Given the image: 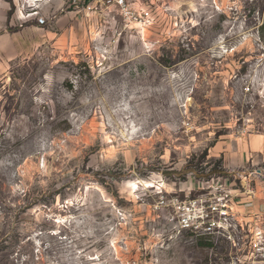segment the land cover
Instances as JSON below:
<instances>
[{
	"label": "rangeland",
	"instance_id": "374dc122",
	"mask_svg": "<svg viewBox=\"0 0 264 264\" xmlns=\"http://www.w3.org/2000/svg\"><path fill=\"white\" fill-rule=\"evenodd\" d=\"M142 2L0 0V264H264V0Z\"/></svg>",
	"mask_w": 264,
	"mask_h": 264
},
{
	"label": "built area",
	"instance_id": "2783aa9c",
	"mask_svg": "<svg viewBox=\"0 0 264 264\" xmlns=\"http://www.w3.org/2000/svg\"><path fill=\"white\" fill-rule=\"evenodd\" d=\"M75 3L80 0H73ZM143 1V0H142ZM141 0H102L100 3L105 6V8L109 11H117L125 22L127 27H130L133 23H137L141 26L142 30L149 28L151 25L155 23L156 17L152 6L147 5ZM151 3V2H150ZM154 5V3H151ZM199 199L190 201V204L193 207H196ZM187 209L189 205H186ZM225 208V209H223ZM223 208L219 206L210 205L209 210L204 209L201 213L193 217L192 222L190 221L189 215L183 216L181 219V226L195 234H199L200 228H205L206 233H212L215 231L217 223L213 221L214 219H210V214L214 211H217L221 214L222 217H229V207L225 204Z\"/></svg>",
	"mask_w": 264,
	"mask_h": 264
},
{
	"label": "crops",
	"instance_id": "0c3cea01",
	"mask_svg": "<svg viewBox=\"0 0 264 264\" xmlns=\"http://www.w3.org/2000/svg\"><path fill=\"white\" fill-rule=\"evenodd\" d=\"M102 0H94V3L97 4L98 2H101ZM264 149V138L261 135H255L254 141L252 143V136L250 137L246 148L243 149V152L241 154V159L237 160L238 166L243 165L245 163H249L252 166V150L255 152H261ZM233 192L236 194L237 199L236 203L239 211V214L242 216L250 215L252 216V212L257 213V211H260L262 209V205L258 201L253 200L252 195V187L244 185V189H234Z\"/></svg>",
	"mask_w": 264,
	"mask_h": 264
},
{
	"label": "trees",
	"instance_id": "16d2710c",
	"mask_svg": "<svg viewBox=\"0 0 264 264\" xmlns=\"http://www.w3.org/2000/svg\"><path fill=\"white\" fill-rule=\"evenodd\" d=\"M259 29H260V32L262 33V37H264V22L261 24Z\"/></svg>",
	"mask_w": 264,
	"mask_h": 264
}]
</instances>
